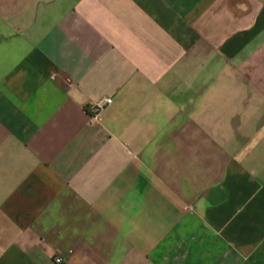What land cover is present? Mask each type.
Here are the masks:
<instances>
[{
    "label": "crops",
    "instance_id": "1",
    "mask_svg": "<svg viewBox=\"0 0 264 264\" xmlns=\"http://www.w3.org/2000/svg\"><path fill=\"white\" fill-rule=\"evenodd\" d=\"M56 257L264 264V0H0V264Z\"/></svg>",
    "mask_w": 264,
    "mask_h": 264
},
{
    "label": "built area",
    "instance_id": "2",
    "mask_svg": "<svg viewBox=\"0 0 264 264\" xmlns=\"http://www.w3.org/2000/svg\"><path fill=\"white\" fill-rule=\"evenodd\" d=\"M112 102L111 98H106L101 102H97L93 105L92 107V112H93V116L94 119H96L98 117L99 111L105 106L108 105ZM55 264H60L62 262V258L61 257H56L54 259Z\"/></svg>",
    "mask_w": 264,
    "mask_h": 264
}]
</instances>
